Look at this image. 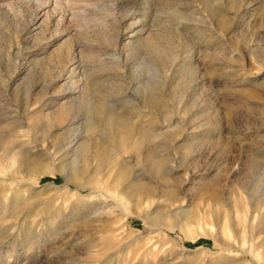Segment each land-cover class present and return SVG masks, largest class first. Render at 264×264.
Here are the masks:
<instances>
[{"label":"rangeland","instance_id":"1","mask_svg":"<svg viewBox=\"0 0 264 264\" xmlns=\"http://www.w3.org/2000/svg\"><path fill=\"white\" fill-rule=\"evenodd\" d=\"M263 194L264 0H0V264H264Z\"/></svg>","mask_w":264,"mask_h":264},{"label":"bare ground","instance_id":"2","mask_svg":"<svg viewBox=\"0 0 264 264\" xmlns=\"http://www.w3.org/2000/svg\"><path fill=\"white\" fill-rule=\"evenodd\" d=\"M178 15V14H177ZM182 15V14H181ZM180 15V16H181ZM182 17H184L183 15H182ZM183 18H181V20H182ZM185 19V18H184ZM178 23V22H177ZM188 24V23H187ZM178 25V24H177ZM186 25V24H185ZM179 26V25H178ZM180 26H181V24H180ZM188 27V26H187ZM190 27V26H189ZM196 27V26H195ZM176 28H179V27H176ZM183 29H184V27H183ZM179 30V29H178ZM178 30H176V31H178ZM186 30V29H185ZM175 31V32H176ZM182 31V30H181ZM184 31V30H183ZM144 32H141V34H143ZM182 33H185V31L184 32H182ZM180 34V33H179ZM182 35V34H181ZM182 37V40H184L185 39V37L182 35L181 36ZM133 41V40H132ZM150 41L151 42H153V43H155V39L154 38H151L150 39ZM185 41V40H184ZM103 106H100V105H98L97 106V108H96V113L97 114H101V113H104L103 112ZM91 111H93V110H90V112ZM94 112V111H93ZM92 112V113H93ZM88 126H89V129H94V126H96V125H98V123H97V121H96V118L94 119V117H89L88 118ZM115 121H116V118L113 116V115H110L109 117H108V120L106 121V124L104 125V127H105V129L106 128H110V127H113L114 126V123H115ZM126 122V121H125ZM126 124V123H125ZM121 125V124H120ZM126 128V127H125ZM124 128V129H125ZM128 129V128H127ZM104 130V129H103ZM105 133H106V130L104 131ZM122 134V133H121ZM125 135V134H124ZM123 136V135H122ZM127 136V135H126ZM71 143V145H75L77 142H79V136L78 135H75L73 138H72V140L70 141ZM78 149H79V151L82 153V155H83V158H84V164H86L88 161H89V159H90V156H91V152H90V149H89V146H88V143L86 144V143H79L78 144ZM105 150V149H104ZM150 150V149H149ZM90 152V153H89ZM150 152V151H149ZM96 153V152H95ZM148 153V152H147ZM27 157V156H26ZM95 157V156H94ZM20 158V157H19ZM26 159V158H25ZM25 159H23V162H21L19 165V167H17V175H18V177H16V179H19V175L22 173V171H23V169L25 170V169H28V168H30V167H32V168H34L35 166L33 165V163L31 162V161H29V160H25ZM76 160V159H75ZM164 160L165 159H157V160H155L153 163H151L150 164V166H151V168L152 169H155V170H157V172H164V171H166V170H164V168H163V166H164ZM16 162L15 163H17L18 161H20V159H18V160H15ZM106 163H107V157L104 155V154H100L99 155V164H98V173H99V181H102V180H104V176H103V174L101 173V171H102V168L106 165ZM84 164H82V165H79L78 164V162L77 161H72V165H71V168L67 171V174H66V179L70 182V181H76L77 183H79V181H78V179H79V177L82 175V173L85 171V165ZM44 171L45 172H49V173H51L50 172V170H49V168H47V167H44ZM95 173V172H94ZM165 175V174H164ZM95 176V175H94ZM98 176V175H97ZM124 176H125V174L123 173V171H120L118 174H117V176H116V179H115V181H114V183H113V187L114 188H117L119 191H120V194L121 195H126V196H130V194H132V193H135V192H138V191H141L143 188H144V185L143 184H140V182L139 183H136V184H132V185H128V186H122L121 187V181L124 179ZM96 177V176H95ZM128 176H126V178H127ZM96 179V178H95ZM94 179V180H95ZM92 180V179H91ZM97 180V179H96ZM95 180V181H96ZM126 180V179H125ZM132 183V182H131ZM81 184V183H80ZM96 184H98V183H96ZM84 186V185H83ZM20 187V186H19ZM112 187V186H111ZM108 188V187H107ZM104 190V189H103ZM105 192H107L108 193V190H106ZM262 197H259V196H257V197H255V198H253V199H251V202H249V206H250V208H251V210H247L246 211V215H247V217L249 218V220L250 221H253L256 217H257V214H261V212L263 211V209L261 208V205L263 204V199H264V194L263 195H261ZM238 200H239V198H238ZM120 201H118V200H116V205L119 203ZM239 205V207H241V204H238ZM120 206V205H119ZM185 213V212H184ZM190 214H186V215H184V218H190ZM241 250H242V247L240 248ZM244 250V252L245 253H249V249H245V248H243Z\"/></svg>","mask_w":264,"mask_h":264}]
</instances>
